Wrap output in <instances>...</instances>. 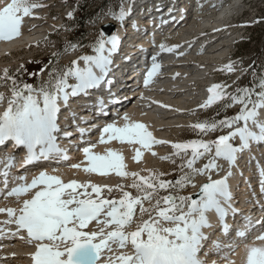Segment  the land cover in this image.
Listing matches in <instances>:
<instances>
[{"label":"snow or ice","instance_id":"obj_1","mask_svg":"<svg viewBox=\"0 0 264 264\" xmlns=\"http://www.w3.org/2000/svg\"><path fill=\"white\" fill-rule=\"evenodd\" d=\"M45 6L33 0H6L0 6V40L10 41L19 37L25 18H38L33 15L34 10ZM72 15L69 13V17ZM111 15L123 23L128 13L122 8L119 13ZM120 43L118 35L107 36L101 30L94 42L96 55L80 57L86 67L81 68L79 61H73L74 67L53 72L38 89L31 84L19 85L5 69L0 80H11L12 95L8 98V106L0 112V146L12 142L15 148L24 147L27 154L23 166L42 159L68 160L66 150L58 142L61 106H68L71 98L88 94L90 89H98L106 82L113 64L112 57ZM159 47L162 52L174 51L165 44ZM152 59V67L144 80L145 86L161 67L156 63V57ZM221 70L232 72L235 69L229 64ZM69 78H74L76 83L70 84ZM228 87L222 84L209 87L210 96L201 107L220 104L223 109H228L238 104L240 111L232 117L211 123L197 122L191 127L201 135L223 128L229 129V132L215 140L171 143L174 151L160 157L172 163L179 158L181 175L175 180L165 179V173L155 170H148L147 176L139 172L129 173L125 171L121 153L108 149L103 155L93 154L92 146H89L83 148L87 161L84 172L100 176L114 172L119 177L131 176L132 183L115 187L91 181L71 180L66 183L59 176L41 171L30 183L26 176L15 177L19 183L12 186L10 176L15 156L0 159V183L7 190V196L16 197L20 204L18 208H0V214L6 213L9 217L0 221V225H16V231L8 229L13 236L26 231L28 242L36 248L32 254L34 264H101L102 261L103 264H206L200 253L204 241L208 239L204 229L212 227L208 214H217L227 234L229 226L225 218L229 211H236L232 207L229 185L233 172L228 171L222 178L213 179V172L222 171L217 161L223 159L234 167L238 153L250 149L252 142L264 143V121L259 119L261 110H264V81L257 92L247 88L233 95L227 92ZM3 100L4 94L0 93V102ZM99 103L103 105V99ZM122 119V125L112 122L103 126L100 143L118 141L132 146L137 162L142 156V149L151 151L154 145L170 143L157 139L144 123L132 121L127 114ZM80 131L83 135L86 130ZM237 138L239 146L232 142ZM151 154L157 155L154 151ZM205 157H208V162L203 167H196L197 161ZM72 167L79 169L81 164ZM206 174L207 182L196 193L199 199H193V194H178L189 184L195 188L196 184L192 183L195 176ZM126 187L135 191H127ZM260 189L264 192V169H261ZM116 191L120 192V198L113 197ZM29 194L31 198L21 201ZM93 222L98 225L97 230L88 231ZM132 225H135V230L127 231ZM4 231L0 227V234ZM238 235L244 237L246 233L240 231ZM256 239L264 242V233ZM113 245L119 249L130 247L132 251L121 252L115 257L105 256V253L114 251ZM217 247L220 245L217 244ZM246 264H264V243L248 247Z\"/></svg>","mask_w":264,"mask_h":264},{"label":"bare ground","instance_id":"obj_2","mask_svg":"<svg viewBox=\"0 0 264 264\" xmlns=\"http://www.w3.org/2000/svg\"><path fill=\"white\" fill-rule=\"evenodd\" d=\"M220 1L178 0L176 4H171L168 9L161 7L157 12H152V16L144 20H142L143 18L141 19L144 12L142 10L139 13V17L134 20V22L139 23L140 31L137 28L138 26H134L135 31H130L132 32L131 34L126 28V30L120 29L117 34L115 33L114 35L120 37L121 43L118 51L112 57L113 64L106 82L98 89H90L88 94H81L78 97L71 98L68 106H61L59 144L61 137L68 138L67 142L69 141L70 143H76L82 137L84 138V143L78 146V149L75 146L65 149L64 146L67 143L61 145L66 152L68 151V160L42 159L27 166H23L27 154L25 148H15L10 143L0 146V159H6L9 155L15 156V166L11 169L10 176L11 185L16 186L19 183V181L14 179L19 176H26L27 182L30 183L41 171L59 176L66 183L71 180H77L82 183L91 181L101 186H112L116 183L118 185L119 181L125 182V180L128 178L132 179V177H119L114 172L107 176L84 172L83 167L87 165V161L83 148L92 146L93 154L101 155L105 154L108 149L118 151L124 157L125 171L129 173L139 172L141 175L147 176L149 174L148 170H152L153 165L161 164L162 159L160 157L171 154L169 152L171 143L189 141L185 139L176 140L174 136L184 127H189L199 122L196 116L197 111L194 108L205 95H210L205 87L211 83L210 80H217V76L214 73L219 72L218 69H222V65H225V61L228 60L227 54L231 43L237 37V32L229 30L231 16L245 12L246 0H231L229 3L226 2L225 5ZM5 2L6 0H0V6ZM33 2L46 5L34 10L33 15L38 18H25L19 37L10 41L0 40L1 70H5L7 67L4 62L6 59L3 56L8 55L15 60L17 57L14 54L15 51H31L29 44L37 39L39 35L53 30L52 28L56 25L57 21H47L45 19L51 14L50 8L58 6L54 4V0H33ZM161 9L164 10L160 11ZM188 13L192 15V18L187 15ZM167 23H169L168 29L162 31V25ZM225 29L229 31L222 36L220 31H225ZM160 31L161 34H158ZM159 35L161 37L156 39ZM200 35L202 36L199 37ZM214 35L217 38L221 36V38L211 42ZM125 36L128 39L125 40ZM164 39H173L179 43L183 42V44L181 48H175L178 44L171 43L169 45L167 43V47L174 49V51L169 53L154 51L155 53L151 56L148 66L151 50H153L154 45L157 47L158 40ZM202 39H205V42ZM193 40H196V42L193 43ZM210 42L211 46H208ZM163 43H159V45ZM196 43H198V47H196ZM189 46L190 48H188ZM203 46L205 47L204 50H202ZM17 47H21V49L14 50ZM183 47L184 49L188 48V50H182ZM85 52L83 55H78L79 53L70 50L66 56L70 59L75 58L79 63L84 64L85 61L80 60V57L94 55L88 51ZM153 57H156V63L160 64L161 67L153 76L151 82L145 86L144 80L147 71L152 67ZM128 59L131 60L129 61ZM146 66L148 70L146 69V72L143 73ZM177 73L179 75H176ZM110 79L114 82L110 81ZM206 82L209 83L207 84ZM200 84H204V86L201 87ZM212 85L214 84L211 83L210 87ZM6 98L4 96V100L0 102V105L8 101ZM101 99L104 101L103 105L99 103ZM98 114L101 117L92 121L93 123H89L91 121L81 122L83 117ZM125 114L132 121L144 123L157 139L170 143L154 145L151 151L142 149V156L139 162L134 160L135 150L132 146L120 144L118 141L100 143L103 126L112 122L122 125L124 123L122 117ZM259 119L264 121V110H261ZM249 124L251 126V122ZM81 129L86 130L84 134L88 132L92 134L89 137H84V134L81 135ZM65 133L68 135L65 136ZM237 140L239 141L238 138ZM152 151L157 155H152ZM245 153L241 152L237 155L234 167L222 159L227 171L223 174V171L217 173L218 176H212L213 179H220L228 171L233 172V176L229 178V185L232 193V207L236 211L235 213L229 211L228 216L225 218V222L229 226L227 234L224 233L217 214L215 212L208 214L212 227L204 229L205 235L208 237L204 241L207 250L200 254V258L205 260L206 264H214V262L215 264H233V262L234 264H246L248 247L253 245L260 246L264 243L256 239L257 236L264 233V218H262L264 216V192H261L260 189L261 169H264V144L254 142L251 150ZM239 156H243V158L241 159ZM75 164H81V168L72 167ZM206 182L205 175L199 177L197 185L192 191L193 199H199V195L196 193ZM3 191V185L0 183V208H18L20 204L17 203V198L8 197L6 194L7 190ZM24 198H31V194L22 197L21 201ZM245 201H250L255 203L257 207L259 206V208L256 207L255 209L259 213L255 216L251 214V216L253 219H263L260 226L249 224V221L252 223L253 219L248 218L246 214L244 215L245 208L243 203ZM7 219L9 217L6 213L0 214V221ZM0 227L5 230L3 234H0V264H34L32 254L36 251V248L34 244L28 242L26 231H22L20 235L13 236L9 234L8 229L10 228L11 231L16 230V225H0ZM97 228L98 225L95 222L89 225L90 231H95ZM133 230H135V225L127 229V231ZM213 231L217 232L211 236ZM240 231H244L246 235L241 237L238 235ZM222 234L229 237L224 246H232V241L236 238H241V240L237 245L235 244L236 247L233 250L227 251V254L204 255L209 251L207 245L210 246V249H218L216 243L219 242ZM113 249L112 253H105V256L111 255L115 257L121 252L132 251L130 247L119 249L116 245H113ZM101 264H103V261Z\"/></svg>","mask_w":264,"mask_h":264},{"label":"rangeland","instance_id":"obj_3","mask_svg":"<svg viewBox=\"0 0 264 264\" xmlns=\"http://www.w3.org/2000/svg\"><path fill=\"white\" fill-rule=\"evenodd\" d=\"M141 1H145V4L142 6L139 5ZM177 1L178 0H54V4L58 6L51 7L50 8L51 14L45 17V19L47 21H52V20H54V22L57 21L55 27L52 28L55 29L56 32H53L51 34L49 40L45 42H41L40 44L34 46L30 45L31 51H27V50L24 51L17 50V52L15 51L14 54L17 55L16 57L17 60L16 59L14 60L8 55L3 56V58L6 59L4 62L7 64L9 76L12 77L14 72L18 71L21 65L27 63L28 60H34L35 58L40 59L46 56H52V57L54 56L55 57L54 61L48 62V66H46L44 69L41 70L40 75H38L35 78L34 82L31 84L33 85V87L38 89L42 81L43 82L48 81L50 75L53 72L58 70H63L70 66L74 67L72 62L78 60L75 58H71V59L67 58L66 54L70 50H74L76 53H79L78 55L85 54L86 53L85 51H88L96 55V52L94 50V42L99 37L100 31L101 30L104 31L103 27L105 25H109V24L115 25V29L112 31L110 36L114 35L115 33L117 34L120 29L124 30L125 28L131 34L132 32L130 31H135L134 26H138L137 28L140 31L139 23H137L136 21L134 22V20L135 18H138V14L142 10H144V12L141 16V19L143 18L142 20H144L147 19V17L152 16L151 15L152 12H157V10L161 7H163L164 9L166 8L168 9V7H170L171 4L174 3L176 4ZM230 1L231 0H221L220 2L223 5H225L226 2L229 3ZM80 6H82L81 9L79 8ZM139 6L142 7L140 11L138 9L140 8ZM247 7H250L248 11H246ZM122 8L128 13L123 23H121L118 20H115L111 15V13L113 12L119 13V11ZM244 8H243L244 11H246L245 14L242 17H240L236 23L231 24L229 27V30H234L235 32H237V37L241 38L237 47L238 54L237 56L232 58L233 60L232 65L235 70L232 72H228L226 70L218 69L219 72L214 73L217 76L216 79L219 81V84L230 86L227 88V92L232 93L233 95L237 94L240 89H247V88H251L253 92H257L261 90V82L264 81V0H249V1L246 0ZM164 9H161L160 11H163ZM69 13L73 14L72 17H69ZM187 15L190 18H192L191 14L188 13ZM94 21L95 23H93ZM168 26L169 23L163 24L162 31L167 30ZM228 31H226L225 29V31H220V34L224 36L226 32L228 33ZM82 32L84 33L83 34L84 37L79 38L81 37ZM158 34H161V31ZM127 36L124 37L125 40L128 39L129 36L128 37ZM201 36L202 35H200L199 37ZM159 37L161 36L159 35L156 39H159ZM218 38H221V36ZM218 38L214 35V38L212 39L211 42H214V40ZM169 40L164 39L162 40V42H164L163 44L169 43V45H171V43H173V44H178L180 46L179 42H176L173 39H169ZM193 41H194L193 43L196 42V40ZM202 41L205 42V39H202ZM211 42L209 43L208 46H211ZM178 45L175 47L178 48L179 47ZM198 46H199L198 43H196V47ZM203 48L205 49L204 46ZM226 63H228V60L225 61V65ZM225 65H222L223 66L222 69L225 68ZM79 67L81 68L86 67V63L84 64L79 63ZM3 75H4V70L0 69V78H2ZM16 81L19 85L26 84V83H21L18 79H16ZM110 81L112 80L110 79ZM71 82L74 84L75 79L69 78V83ZM11 84H12L11 80H7V81L0 80V93H3L4 96L7 97V99L12 95ZM253 99H255V97H253ZM240 108L241 106L238 104L228 109H223L220 106V104H214L213 108L204 110L203 113H200V111L196 110L197 111L196 116H199L198 117L199 122L207 121L211 123L213 120H220L225 117H232L236 115L240 111ZM228 132L229 129L223 128L215 132H208L207 134L201 135L199 134L198 131H193L192 127L189 126V127H184L182 130L178 131L174 136V138L176 140L203 139L207 141V138L211 134H214L216 139L219 135H224L227 134ZM90 134L92 133L90 132ZM253 144L254 142L251 143V147ZM257 144H264V143H257ZM78 146L79 144H77L75 148L78 149ZM251 147L250 149H246L245 151H243V153L250 151ZM21 148L24 149V147H20V149ZM169 150L170 153L174 151L172 147H169ZM239 157L241 159L243 158V156H239ZM201 161L202 159L198 160L195 166L198 168L203 167ZM179 164H180L179 158H176L175 163H172L168 160H162L160 165H153L152 170L165 173L166 174L164 177L165 179L175 180L181 175V172L178 167ZM221 166L223 171V169L226 168V166L222 159H221ZM185 171H188V169L185 168ZM222 171L216 172V174ZM200 176L201 175L195 176L192 183H195L197 185V181ZM205 180H207V174L205 175ZM119 183L121 185H130L132 183V179L128 178L127 180H125V182L119 181ZM119 183L118 185H120ZM116 184L112 186L115 187L117 186ZM125 190L132 192L135 191L127 187L125 188ZM193 190L194 188L191 186V184H189L178 194L189 195L192 194ZM3 192H5V189ZM164 194L167 193H162V195ZM105 195H107V193H105ZM112 195L115 198H120L119 191L114 192ZM145 206H147V202H145ZM145 219H147V217H145ZM87 230L90 231L89 228Z\"/></svg>","mask_w":264,"mask_h":264},{"label":"trees","instance_id":"obj_4","mask_svg":"<svg viewBox=\"0 0 264 264\" xmlns=\"http://www.w3.org/2000/svg\"><path fill=\"white\" fill-rule=\"evenodd\" d=\"M80 9L82 8V6L79 7ZM84 33L82 32L81 37L79 38H83ZM55 57L53 56H46V57H42L40 59L35 58L34 60H31L27 63L24 64V66L14 72V74L12 75L13 78L18 79L21 83H26V84H32L35 80V78L40 75L41 70L44 69L46 66H48V62H52L54 61ZM34 67V68H32ZM32 73H36L35 76L32 75Z\"/></svg>","mask_w":264,"mask_h":264},{"label":"water","instance_id":"obj_5","mask_svg":"<svg viewBox=\"0 0 264 264\" xmlns=\"http://www.w3.org/2000/svg\"><path fill=\"white\" fill-rule=\"evenodd\" d=\"M103 28H104V33L109 35L115 29V25L114 24H109V25H105Z\"/></svg>","mask_w":264,"mask_h":264},{"label":"built area","instance_id":"obj_6","mask_svg":"<svg viewBox=\"0 0 264 264\" xmlns=\"http://www.w3.org/2000/svg\"><path fill=\"white\" fill-rule=\"evenodd\" d=\"M215 175H218V174H216V172H213V177H214Z\"/></svg>","mask_w":264,"mask_h":264}]
</instances>
